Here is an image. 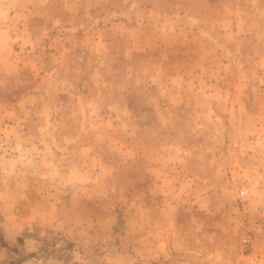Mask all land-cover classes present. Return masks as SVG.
<instances>
[{
    "label": "rangeland",
    "instance_id": "rangeland-1",
    "mask_svg": "<svg viewBox=\"0 0 264 264\" xmlns=\"http://www.w3.org/2000/svg\"><path fill=\"white\" fill-rule=\"evenodd\" d=\"M0 264H264V0H0Z\"/></svg>",
    "mask_w": 264,
    "mask_h": 264
},
{
    "label": "built area",
    "instance_id": "built-area-1",
    "mask_svg": "<svg viewBox=\"0 0 264 264\" xmlns=\"http://www.w3.org/2000/svg\"><path fill=\"white\" fill-rule=\"evenodd\" d=\"M247 190H243L242 192H241V195L242 196H244V195H246L247 194ZM244 243H246V244H250L251 243V237H247V238H244Z\"/></svg>",
    "mask_w": 264,
    "mask_h": 264
}]
</instances>
